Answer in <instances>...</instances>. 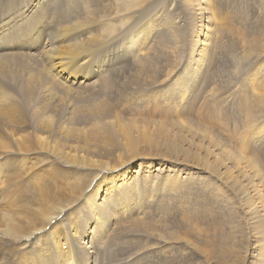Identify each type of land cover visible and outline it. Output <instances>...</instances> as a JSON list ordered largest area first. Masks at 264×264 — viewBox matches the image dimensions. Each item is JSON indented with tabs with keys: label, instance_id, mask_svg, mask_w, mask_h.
Here are the masks:
<instances>
[{
	"label": "rangeland",
	"instance_id": "374dc122",
	"mask_svg": "<svg viewBox=\"0 0 264 264\" xmlns=\"http://www.w3.org/2000/svg\"><path fill=\"white\" fill-rule=\"evenodd\" d=\"M187 1L0 0V56L17 61L0 67V109H15L14 120L0 116V214L41 227L75 184L91 188L29 243L0 225V264L252 260L257 238L242 208L245 190L257 198L253 184L264 186V0H212L214 24L203 15L201 28H213L212 45L197 71L201 14ZM32 74L30 99L22 87ZM75 102L81 128L105 145L87 156L121 167L92 175L66 163L86 157L63 130ZM98 103L109 108L102 117ZM118 173L131 183L106 194ZM91 193L98 206L82 204ZM73 226L80 240L66 237ZM92 228H103L98 239Z\"/></svg>",
	"mask_w": 264,
	"mask_h": 264
},
{
	"label": "bare ground",
	"instance_id": "6f19581e",
	"mask_svg": "<svg viewBox=\"0 0 264 264\" xmlns=\"http://www.w3.org/2000/svg\"><path fill=\"white\" fill-rule=\"evenodd\" d=\"M189 1H187V2H189ZM199 1L200 0H192V1H190V3L195 8V9H193L194 12H191V13H194V14L195 13H199V15L201 14V16L199 18V23L196 26H194L195 29H193V33L195 35V41L198 42L197 45H199V48L202 47L201 50H200V52H199V54L197 55L198 56L197 61L193 65L194 67H196L195 68V71H197L199 69V66H203L204 63L206 62V60L208 58V56H207V50L212 45L211 35H213V34L210 33V31L213 28H211V26H210V29L207 28L206 33H204V32L202 33V29L201 28H203V26H204L203 25V21L205 19L203 15H205V16L207 15L206 19H207V23L209 25L214 24L215 15H214V12L212 11V8L215 9V4H216V3H213L212 0H201V2H199ZM204 9H206V12L205 13H201L202 10H204ZM112 15H113L112 16V19L115 21V16H114V14H112ZM195 17H197V16H195ZM119 23L121 24V22H119ZM205 26H206V24H205ZM202 36L204 37L203 40L201 39ZM106 40L107 39H105V41ZM7 64H9V66L15 67L16 64H17V61L15 59H9V58H6L4 56H0V67L3 68ZM33 76L34 75L32 74V77H29V80L25 83V85L23 87L21 86L24 89V90H22L23 95H25V97H28L30 99L33 98L32 90H33L34 87H33L32 81L30 80V79L33 78ZM57 86H58V83H54V84H50V85H48V83H47V85L45 86V88H46V90L50 91L52 88L53 89L57 88ZM25 97H23V98L25 99ZM27 101H28V99H27ZM98 104H100V108H97V110L95 111V115L98 116V117H102V116H104V113L105 112L106 113L109 112V108H107V106L105 104H101V103H98ZM80 111H81L80 102H75L74 103V106H73V113H74V115L71 118H69V122L67 124L68 128H64L63 130L65 131V133H67V139H68L67 142L72 141L70 138H72L74 140H76L77 138L83 140V142L80 143L79 146L76 145L75 148H72V149L74 150V152H84L86 154V157H85V155H84V158L82 157L83 155L81 156L82 158L77 157L76 156L77 154L76 155H72L73 160H70L69 162H66V163L72 164V165L83 166L84 169L85 168H87V169H89V168H95L94 173H92V175H96V174L98 175V174H100L98 172L100 170H105V169L116 170L118 167H121V166L116 165V164L113 165L114 163L113 164H109V163L101 162V161L99 163L98 162H94V161L91 160V158L89 156H87V154L89 155L90 152L91 153H96L95 151H98L100 149H103L105 147V145L95 135L97 132L94 133V134L93 133L91 134V133L88 132V129L81 128V126H80L81 119H80V115H79ZM248 111H249V109H248ZM14 113H15V109L13 107H11V109H10L9 112H6V111L0 109V116H8L12 120H14ZM41 123H43V122L41 121ZM94 129H96V128H94ZM96 131H98V129H96ZM104 141L106 142L105 139H104ZM42 143L43 144H46V142H42ZM1 146H2L3 149H5L4 146H3V144H1ZM59 147L61 148V150H59ZM70 147H72V146H70ZM90 148H91V150H90ZM56 152L58 154H63L64 149L61 146H58L57 149H56ZM242 153L245 154L244 152H242ZM195 159H198V158L196 157ZM233 159H234V157L230 156L228 160H231L230 162H232ZM206 163H208V162H206ZM203 167H205V169H207V170H209L211 172H218V168H220V167L216 168L215 165L212 166L211 163L210 164H206ZM245 168H246V170L249 169V171L250 170H253V167H251V165H249L248 163L245 166ZM241 169H244V168H241ZM83 171H85V170H83ZM239 172L241 173V171H239ZM74 173H75V171H74ZM89 173L90 172L85 171V174H89ZM245 173H246V171H245ZM83 174H84V172H83ZM190 174L188 173V175H190ZM251 174H253L257 178V175H256V173H255L254 170L252 171ZM119 177H120V173H118V175H116L115 178L112 180L111 185H109L110 188L108 189V191H107L106 194L109 195L110 193H112L114 188H122L123 186L124 187L125 186H128L131 183L130 182L131 179H129V180L128 179H125L124 180V179H122V175H121V180H120ZM245 177L248 178L249 181H252V179H251L252 176L246 175ZM89 182H90V180L89 181H86L84 183H77V184H75L73 186L74 188H72V189H74V190H72L73 191L72 196L69 195L67 197L68 199L66 198L67 201L64 202L62 205L59 206V210L54 214V216H51L50 215L48 217H45L43 220H48L49 219V223L44 224L43 226L40 225L41 227H38L39 226V222L37 220H33L32 218H29V217H25L24 216L25 217L24 218V217L19 216L18 214H15V213L12 214V215H10V216L5 215V214L4 215L3 214H0V225L2 226L5 222H7V224H8V232H4V234L8 233V235H11L12 237H15L17 239L20 238V237H26V236H28V238L25 239L26 240L25 242L29 243L30 242V239H31L30 236L43 234L45 228L49 224H51L53 221L56 220V217L55 216H58L60 214L63 215V213L65 211H68V209L70 207L74 206L73 204H75L76 202H79L83 198L82 197L83 194L84 195H87L88 192H90V189L91 188H89L90 187L89 186ZM90 185H91V183H90ZM261 186H259V187L262 188V189H258L257 187H254V184L252 186V188H254V190L252 192H255L256 193V195L258 196L257 198H255V196H254V198H251L250 197V195H251L250 187H248L245 190V192L243 193L244 197H247V199H245L247 202L243 205V208L242 209H243V212H244V214L247 217V220L249 222L247 226L250 229L249 230L250 239L251 240H254V239L257 238V241H254L255 243H253V247H252L253 250H254L251 253L252 254L251 255V258H252L253 261L251 260L249 262V264H264V199H263V195L261 194V192H264V186L263 187H261ZM71 192L69 194H71ZM94 195H95L94 193H91V195L89 194L88 197L84 196L86 198L84 199V201H82L83 202L82 204L84 205V204L87 203V204H89L92 207L94 205L98 206L99 204H96V198H95ZM104 200H105V198H103V201ZM45 204H46V202H43L42 204H40L38 206V209H39L38 212L40 214H42V210L41 209H42V206L45 205ZM103 206L105 207L106 204L103 203ZM29 210L32 211V209H29ZM16 217L19 220H16ZM54 217H55V219H54ZM138 220H140V219H138ZM20 221H22L21 223H23V224H27V226L23 228L21 226V224L19 223ZM140 224H143L144 225L145 223L141 222ZM148 226H150V225H148ZM73 228H74V226L71 227L70 230H66V232H64V233H66V237H67V234H68V235H71L72 236L73 240H76L78 237H80V235H79L78 232H76V234L75 233H72V229ZM144 228H147V227H144ZM76 229H77V227H76ZM102 229L100 228V229H98V231H96L97 230L96 228H92V231L91 232L92 233H95L94 234V238L95 239H98L99 234L102 232ZM26 230H28V231L27 232H24ZM31 230H35V232L33 233V231H31ZM151 231H153V230H151ZM145 232H147V231H145ZM2 233H3V230H2ZM62 236L64 237L63 234H62ZM87 236H89V235H87ZM43 237H45V236L43 235ZM19 240L22 241L21 239H19ZM78 240H80V239L78 238ZM91 240H92V238H90V240L88 239L86 243H88V244H94V243H92ZM24 247L27 248V247H29V245L28 244H25Z\"/></svg>",
	"mask_w": 264,
	"mask_h": 264
}]
</instances>
